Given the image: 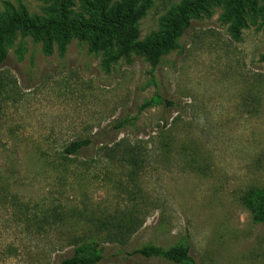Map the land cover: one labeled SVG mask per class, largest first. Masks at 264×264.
Masks as SVG:
<instances>
[{
  "label": "rangeland",
  "instance_id": "rangeland-1",
  "mask_svg": "<svg viewBox=\"0 0 264 264\" xmlns=\"http://www.w3.org/2000/svg\"><path fill=\"white\" fill-rule=\"evenodd\" d=\"M85 1L71 18L91 21ZM186 1L151 0L138 40L160 36ZM54 3L0 0V19L8 6L49 19ZM263 6L234 32L226 0L210 2L157 65L77 36L45 52L18 30L0 64V264H59L89 239L99 264H174L128 256L149 244L187 245L197 264H264V224L242 202L264 191ZM128 217L129 241L106 242Z\"/></svg>",
  "mask_w": 264,
  "mask_h": 264
},
{
  "label": "trees",
  "instance_id": "trees-1",
  "mask_svg": "<svg viewBox=\"0 0 264 264\" xmlns=\"http://www.w3.org/2000/svg\"><path fill=\"white\" fill-rule=\"evenodd\" d=\"M51 1V0H48ZM53 17L43 20H31L23 6L15 10L7 7L8 13L0 19V64L7 58L6 47L19 30L23 34H30L34 39L44 41L45 52L51 50L52 41H59L61 50L72 36L90 40L92 51H110L114 46L119 47L118 55L127 56L131 52L145 55L153 65L159 64L161 57L176 46L181 32L188 25L190 15L202 11L210 2L217 0H188L179 5L166 21L165 30L158 37L148 41H139L138 22L146 15L151 6V0H144L137 6L139 0H123L119 5L109 10L110 0L85 1L84 8L91 14V21L87 22L81 17L71 18L69 7L72 0H53ZM264 2V0H262ZM228 10L226 17L233 20L234 32L245 24V13L252 15L257 12V0H226ZM264 18V6L259 10ZM155 100L162 103L159 96ZM154 99L151 102L155 101ZM167 104H171L167 102ZM149 104V103H146ZM90 139H78L62 148L66 157L79 155L87 149ZM125 153L133 151L126 150ZM244 206L250 211L255 223L264 224V191H248L242 198ZM132 217H128L122 224L110 230L105 241L119 243L124 246L129 241L128 233L134 230ZM102 248L95 239L80 242L76 245L69 257L63 258L59 264H99L103 258ZM128 256L143 258H160L174 264H197L190 255L189 246H176L162 248L149 244L134 248Z\"/></svg>",
  "mask_w": 264,
  "mask_h": 264
}]
</instances>
